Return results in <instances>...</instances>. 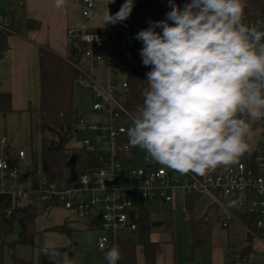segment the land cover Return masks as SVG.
<instances>
[{"label":"clouds","instance_id":"obj_1","mask_svg":"<svg viewBox=\"0 0 264 264\" xmlns=\"http://www.w3.org/2000/svg\"><path fill=\"white\" fill-rule=\"evenodd\" d=\"M169 3L166 19L135 36L151 70L128 142L168 169L205 176L250 152L251 127L240 117H264V32L242 22L243 0ZM133 7L125 0L114 15L107 10L103 24L126 20ZM104 258L117 264L120 248Z\"/></svg>","mask_w":264,"mask_h":264},{"label":"built area","instance_id":"obj_2","mask_svg":"<svg viewBox=\"0 0 264 264\" xmlns=\"http://www.w3.org/2000/svg\"><path fill=\"white\" fill-rule=\"evenodd\" d=\"M106 2V13L108 10L110 15H114L116 12L111 6L116 4V0ZM172 2L183 8L190 0ZM94 6L95 0H83V17H89ZM169 11L171 7L167 13ZM242 22L250 27L255 26L258 31L264 29L263 20L244 17ZM146 28L124 20L115 24L105 23V31H88L81 28L69 30V43L77 41L88 45L82 60L91 62L93 68L98 71L95 75L80 63L77 66L80 72L77 83L86 91L93 92L92 111L105 112L108 121L88 122L78 110V131L86 130L91 136L85 137L81 145L67 151L64 164L72 171L80 169L86 162L91 163L85 156L92 154L95 155L98 166L89 167L78 174L72 185L66 188L49 183L42 171L35 167L32 171L33 187L29 192H0L11 195L13 199L7 216L14 208L23 206L26 194L57 200L62 204V208L70 212L71 223L101 228L97 246L100 250H106L118 246L119 241L125 239V235L128 238L129 233L138 232V224L133 221V211L138 210L139 206L163 203L175 210L177 193L182 191L187 195L197 194L209 198L218 212L220 225L228 226L231 221H240L247 216L253 220L255 229L248 228V234L254 237L264 236V117L257 122L258 128H253L254 125L246 118L240 117L247 120L252 133L258 129L263 137L260 151L251 163L239 162L225 168H217L205 176L169 172L151 158L148 164H140V154L144 155V152L138 146H131L127 137V130L132 126L136 115L125 105L129 88L126 76L132 74L136 64L151 69V66L145 67L142 64L140 49L143 44L135 39L136 33ZM156 31L162 30L157 28ZM130 47H134V50L129 62L118 63V50H128ZM94 48L100 51H95ZM18 158H26L23 149L19 150ZM16 175L17 171L10 161L0 158V177L14 178ZM52 208L49 207L47 211ZM183 214L187 220L191 219L187 208H183ZM117 264H121V260ZM234 264L255 263L251 257L236 255Z\"/></svg>","mask_w":264,"mask_h":264},{"label":"trees","instance_id":"obj_3","mask_svg":"<svg viewBox=\"0 0 264 264\" xmlns=\"http://www.w3.org/2000/svg\"><path fill=\"white\" fill-rule=\"evenodd\" d=\"M243 3L245 7L242 19L246 17L250 20L264 21V0H243ZM6 49L7 34L2 32L0 33V61ZM87 49L88 45L85 43L74 41L69 43L67 57H62L49 48L40 50V101L37 111V129L40 143L41 171L49 183L55 184L59 188L71 186L72 181L78 174L83 173L89 167L98 166L95 155L92 154L85 156L86 160H90L91 163L86 162L80 169L69 170L70 175H66V165L64 164L67 151L75 147L71 142L79 132L76 119L78 108L75 105L74 97L80 76L77 66L81 63ZM147 72V68H144L141 64H136L128 78L129 88L125 105L136 116L139 115L138 109L143 104L144 90L149 87ZM12 112L11 95L0 90V155L1 152H4L5 155L9 154V146L1 150V143L3 136L6 135L3 123ZM141 151L148 159L151 158L145 150ZM142 155L140 154V157ZM198 198L199 195L192 194L186 203L187 210L191 214H193V208ZM12 201L11 195L0 194V218L6 223V229H0V264H4L3 255L6 246L12 250L17 245L34 246L38 234L36 220L40 216L41 210L47 211L49 207H62V204L57 200L42 199L40 205L27 204L23 207H16L7 216V210L11 208ZM151 213L152 210L148 206L142 205L139 206L138 210L133 211V221L138 224V240L134 242L129 236L119 241L118 247L122 256L121 264H137V246L142 247L145 264H157V255L161 250V246L160 243L152 242L151 235L159 228L166 231L171 230L172 223L171 221L154 219L151 217ZM217 213L214 208L212 213H208L200 219L191 218L187 221L191 236L188 254L189 264H196L198 253L211 246L212 231L218 218ZM16 227L18 228L16 231L17 240L12 243L7 242V236L14 233ZM248 228L255 230L252 219ZM50 230L66 232L68 228L63 225ZM252 237L251 234L248 235V243L251 242ZM234 247V244L230 245L231 249ZM246 248L247 251L243 256H247L251 252L250 245ZM66 253L67 249H46L41 258V264H62V258ZM234 257L233 253L229 255L231 261L228 264H234ZM15 264H33V262L15 257Z\"/></svg>","mask_w":264,"mask_h":264},{"label":"crops","instance_id":"obj_4","mask_svg":"<svg viewBox=\"0 0 264 264\" xmlns=\"http://www.w3.org/2000/svg\"><path fill=\"white\" fill-rule=\"evenodd\" d=\"M124 3L125 0H116V4L112 5L111 8L117 13ZM82 4L83 0H66V3L58 8L56 7V0H26L24 2L19 0H0V33L5 32L7 34V49L4 51L3 58L0 61V90L1 92L9 93L12 97L13 112L9 115L22 114L24 118V134L28 139H31V130L29 131L28 127L31 117L30 112L33 106L39 107L40 101V50L42 48H49L60 56L67 57L69 48L68 32L70 29L81 28L88 31H105L103 18L106 15V8L108 6L106 0H95L94 10L87 18L82 15ZM133 4L134 7L132 12L126 20L130 23L142 25L147 28L150 26L149 22L166 19V13L170 8L169 0H133ZM262 30L263 29L260 31L263 32ZM133 48L134 47H130L128 50H118V63L123 64L129 62ZM94 50L100 51L96 48H94ZM81 65H84L85 68L95 75L98 72L89 61L82 60ZM150 70L151 69H148V71ZM126 78L128 80L129 76H126ZM88 91L84 90V94H87ZM242 117L253 124V128H258L257 122L260 118L251 117L246 114ZM6 125L7 124L3 123L4 128H6ZM252 137L258 140L256 147L250 149V152L242 156L237 163L253 162L260 151L263 137L258 129L252 133ZM5 142H8V140L2 138V143ZM29 167L31 166L29 165ZM218 168L225 167L221 166ZM167 170L169 172H176L168 168ZM32 178L33 174L30 172L31 184L33 185ZM30 190L29 188L26 192ZM3 191L5 190L2 189L0 192ZM179 194H181V197H179ZM30 195L32 194H28L26 197L30 198ZM190 196L191 195L179 191L175 204L176 209L177 206H179L178 208L181 210L182 208H187L186 203ZM178 203H182L181 206ZM27 204L33 203L31 201L25 203L23 200V206ZM153 205L155 204L148 205L149 209L152 210V218L160 214L159 208L161 204L155 205V208H152ZM214 208L209 198L199 196L194 205L193 214L190 213L191 218L200 219L206 214L212 213ZM171 209L174 210L173 207H171ZM50 211L48 213H50ZM52 211L53 214L40 215L37 218L36 225L39 230H50L51 228L61 227L63 225L67 227L69 225L70 212L68 210L62 207H53ZM40 220L42 221L41 224H39ZM187 221L186 218V222ZM250 221L251 219L246 216L240 221L234 220L231 221L228 226H222L219 224L217 218L216 226L212 231L211 246L198 253L196 264H209L208 261L201 260L200 256H203L201 253L214 251V249L216 250L219 246L224 245L227 247L228 258L233 251L239 252V248L242 246H237L234 243L240 242L242 244L248 238V225ZM75 225L83 229L92 228L80 223ZM223 227H227V229L223 230ZM164 235H166V238H164ZM171 238L173 240L172 229L166 231L163 228H159L156 232L152 233V242L160 243L161 246V250L157 255V264H189V253L185 260L179 259L176 245ZM245 243L246 245H250L251 252L258 250L264 253V236H253L250 243L247 241ZM231 244L235 245L233 249L230 248ZM108 250L109 248L102 251L107 252ZM136 252L137 264H145L142 247L137 246Z\"/></svg>","mask_w":264,"mask_h":264},{"label":"rangeland","instance_id":"obj_5","mask_svg":"<svg viewBox=\"0 0 264 264\" xmlns=\"http://www.w3.org/2000/svg\"><path fill=\"white\" fill-rule=\"evenodd\" d=\"M264 32V29L262 30ZM84 67V65H82ZM85 88L81 84L76 85V92L74 97V102L76 107L80 112L83 113L84 118L88 122H107L108 116L105 112L94 113L92 111L94 103V95L91 90L87 94H84ZM38 107L33 106L31 110L30 124L28 125L29 131L31 130V139L26 138L24 132V118L21 113L18 115H8L6 121V135L3 138H6L8 142L1 143V150L6 146H9V154L5 155L4 152H1L0 158H4L14 166V169L17 171L16 177H7L2 179L0 177V191H23L26 192L33 187L30 179V172L33 171L35 167L41 171V157H40V143H39V134L37 129L38 116H37ZM3 130V128H2ZM91 133L86 130H80L75 136L71 144L73 146L81 145V142L85 137H90ZM257 138L252 137L249 140L250 149L255 148L257 145ZM20 149H23L26 152V158L20 160L18 158V152ZM149 159L145 155L141 157V165L148 164ZM31 165L32 168L29 167ZM66 175H70L69 168L65 166ZM28 196V194H26ZM181 197V194H179ZM43 198L37 195H30V198L25 197L24 202L31 201L33 204L40 205ZM181 202V201H180ZM181 204L182 203H178ZM156 206L153 205L152 208ZM172 210L171 207L167 204L160 205V214L154 216L155 219H160L163 221H171L173 224L172 234L174 244L176 245V250L178 253L179 259H184L189 253V247L191 243L190 229L186 222V218L180 208ZM49 211L41 210V216L53 214L51 209ZM172 216H171V215ZM46 217V216H45ZM42 221L40 220L39 224ZM68 230L66 232H58L52 230L38 229V234L35 239L34 246L28 245H17L14 250L9 249L7 246L4 249L3 260L4 264H15V257L32 261L33 264H41V258L46 249H67V253L62 258V264H65V261H68V264H108L105 260V255L102 250L97 246V239L101 233L100 227H92L89 229H83L76 227L75 224L68 222ZM71 225V226H70ZM78 228V229H77ZM0 229H6L5 221L0 218ZM227 227H223V230H226ZM16 230L14 233H11L7 236L6 241L9 243L15 242L17 240ZM244 232V231H243ZM134 242L138 240L137 233H129ZM166 238V235H164ZM172 240V238H171ZM172 240V241H173ZM244 243L236 242L234 243L237 246H242L238 251H233L234 256L238 255L243 257L244 253L247 251L246 241ZM224 243V242H223ZM237 253V254H236ZM200 256L201 260L208 261L209 264H227L228 258L227 247L219 246L214 251H207L206 253L202 252ZM253 259L256 264H264V253L259 252L258 250L252 251L246 257ZM15 256V257H14ZM184 257V258H182ZM255 259V260H254ZM183 260V262H184Z\"/></svg>","mask_w":264,"mask_h":264},{"label":"water","instance_id":"obj_6","mask_svg":"<svg viewBox=\"0 0 264 264\" xmlns=\"http://www.w3.org/2000/svg\"><path fill=\"white\" fill-rule=\"evenodd\" d=\"M148 167H150V166H148ZM124 237L126 238V237H127V235H125Z\"/></svg>","mask_w":264,"mask_h":264}]
</instances>
